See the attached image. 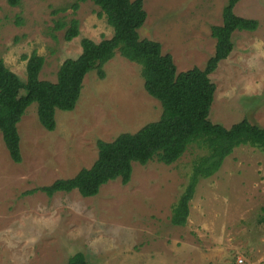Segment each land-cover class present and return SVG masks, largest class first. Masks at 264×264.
I'll return each instance as SVG.
<instances>
[{
    "label": "rangeland",
    "instance_id": "1",
    "mask_svg": "<svg viewBox=\"0 0 264 264\" xmlns=\"http://www.w3.org/2000/svg\"><path fill=\"white\" fill-rule=\"evenodd\" d=\"M0 0V57L26 80L24 55L45 58L40 74L56 82L66 59L82 53L84 38L99 43L113 28L93 2ZM227 0H144L142 39L159 42L178 72L204 68L214 55L212 27L222 25ZM66 9V11H62ZM239 17L259 22L254 32H235L234 50L210 78L216 94L209 119L230 128L248 119L264 129V0H242ZM76 17L80 35L65 40L56 23ZM106 78L89 73L76 109L56 112L50 132L32 104L18 125L23 161L10 157L0 132V264H66L78 252L89 264H264V152L235 149L211 178L200 180L185 227L172 225L185 192L196 145L174 165L134 164L132 179L104 185L95 197L77 191L49 197L38 188L74 177L97 160V141H114L158 121L160 103L144 88L141 67L119 53Z\"/></svg>",
    "mask_w": 264,
    "mask_h": 264
},
{
    "label": "trees",
    "instance_id": "2",
    "mask_svg": "<svg viewBox=\"0 0 264 264\" xmlns=\"http://www.w3.org/2000/svg\"><path fill=\"white\" fill-rule=\"evenodd\" d=\"M22 1L7 0L11 7H19ZM241 1L227 0L222 25L212 27L216 49L204 68L178 72L173 56L164 54L159 42L141 38L139 31L147 20L144 0H75L70 6L74 14L82 3L93 2L98 6L100 17L104 16L113 28V36L99 43L84 38L82 53L61 64L56 82L40 79L45 58L37 52L23 56L27 61L26 80L14 73L0 57V132L16 164L23 161L18 125L28 108L36 103L40 124L47 131H55L56 112L74 111L86 76L96 72L100 79H105V66L118 53L141 67L146 92L162 107L160 119L146 124L136 133H123L112 142L97 141L98 157L92 167L30 193L41 191L53 197L57 193L77 191L84 198L95 197L109 182L120 179L128 184L134 164L146 166L157 161L172 166L196 145L204 154L193 161L188 185L171 217L172 225L187 226L191 201L200 180L214 176L239 147L249 146L264 152L263 128L248 119L230 128L209 119L216 94V85L210 76L232 54L233 34L254 32L259 28L258 21L235 14ZM56 30H65V40L71 42L80 35V21L76 17L69 21L61 19L56 23ZM259 223L264 226V217ZM66 264L89 263L85 254L78 252L70 256Z\"/></svg>",
    "mask_w": 264,
    "mask_h": 264
}]
</instances>
